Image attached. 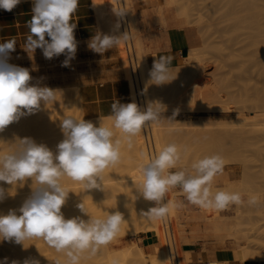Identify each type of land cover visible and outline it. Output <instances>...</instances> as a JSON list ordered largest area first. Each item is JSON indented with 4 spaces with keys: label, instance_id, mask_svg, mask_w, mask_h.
<instances>
[{
    "label": "clouds",
    "instance_id": "clouds-1",
    "mask_svg": "<svg viewBox=\"0 0 264 264\" xmlns=\"http://www.w3.org/2000/svg\"><path fill=\"white\" fill-rule=\"evenodd\" d=\"M21 2L0 0V9L11 12ZM79 3L80 0H33L31 19L26 21L28 34L22 46L24 51L33 54L39 48L49 60L66 54L62 66L69 67L77 51V24L73 17ZM128 38L127 34L113 36L97 32L88 47L103 54ZM16 44L15 37L0 43V132L21 117L35 113L42 104L56 101V90L31 85L29 69L8 63ZM173 59L172 55H162L154 60L149 72L152 83L162 85L174 79L171 75ZM160 106L159 102H149L147 109L142 111L135 101H113L111 115L107 117L113 121L112 128L102 123L96 126L83 118L65 117L60 124L64 139L56 146L55 153L29 137L18 139L16 151L0 153V182L16 185L31 179L32 185H36H31L32 194L19 208L20 215L17 210L0 215V240L24 246L26 240L42 239L56 252L65 255L66 264H80L85 253L96 256L119 234L125 222L123 213L107 212L102 218L95 217L79 203L77 208L89 219L80 216L66 219L61 209L71 191L62 186L61 179L67 177L78 182L85 191L101 189L105 170L114 168L122 159V142L114 138L113 128L124 135L131 147L132 137L139 135L148 124L161 120ZM177 114L174 112L173 118ZM188 152L187 146L170 143L162 146L154 156L145 157L139 165L141 182L135 189L145 201L155 204L147 211H141V215L149 220H166L171 211L180 206L166 199L177 186L188 203L204 210L223 212L244 203L241 193L214 187L216 177L224 172L226 161L222 155H206L192 161L190 169H178L187 159ZM4 193L5 189L0 187V201L4 199ZM257 200L258 197L252 195L248 204L254 205ZM0 264H7V258ZM11 264L19 262L14 260ZM23 264L39 262L25 260ZM113 264L117 262L113 261Z\"/></svg>",
    "mask_w": 264,
    "mask_h": 264
},
{
    "label": "rangeland",
    "instance_id": "rangeland-1",
    "mask_svg": "<svg viewBox=\"0 0 264 264\" xmlns=\"http://www.w3.org/2000/svg\"><path fill=\"white\" fill-rule=\"evenodd\" d=\"M178 1L188 3L187 7L189 6L188 8L192 9V11L191 9H188L191 11V13L188 11L189 16L181 18L180 21L184 26L192 29L195 36V42L185 54L171 53L174 57L173 61L176 62L175 65H171V75L174 79L168 82V84H162L164 87L157 86L158 90H161L160 93L166 91L169 94V91L167 90L169 89L171 91L170 95L173 97V103L178 97H174V93H177L178 91V98H180V100L178 99L175 101V104L180 108V111H177L178 108L175 109V104H172L173 107L170 105L173 108L172 110L170 109L171 107L169 106V103H172L171 100H169V103L166 102L167 107H170H166L167 110L163 107L165 104L163 103L161 107L164 111H162L163 115H161L162 118L159 122L167 124L170 127L175 126L176 123H196L195 126L205 125L209 129H215L222 133L221 136L223 138L234 143L236 150H234V152H238L239 154L232 152V156L230 153V157L227 154L226 155L229 158L237 155V159H235V157V160L231 159L233 161L232 163L227 162L228 164H225L226 167H229L233 171L230 183L234 184V187L231 186L230 188H225L226 184L220 183L217 189L224 188L223 190L228 189L229 191L232 189V192L241 193L244 200L242 205H233L226 211L216 212L213 217L202 219V221H205L206 226L214 230L210 237L207 236L206 226H201L202 234L197 240H200L204 245L210 246V249L213 252L218 249H224V255L221 256H224L227 260L231 258L232 252L239 253L244 260L250 258H260L258 260H264V133L259 135H248L250 128L264 129V0ZM93 2L97 10H99L100 33L113 36L124 35L125 33L121 23H119V25L121 24L120 33L116 34L117 31L114 30L116 27H113L117 24L116 21L120 20V16H118V20H115L116 17L112 14L111 7L108 8L109 4L107 6V1L93 0ZM157 2L160 5L172 7L173 10L177 11L178 5L175 0H157ZM99 4L102 5V9H100ZM120 4L124 13V22L127 23V15H125V12L129 14L131 10H133V5L128 0H121ZM192 5L193 7H191ZM100 10L102 12H100ZM200 15L201 17L199 18ZM111 16L112 18L114 17V23L113 19L110 18ZM129 20V33L128 30L126 31V34L129 37L128 41L130 44L132 36L136 51L139 53L141 50L140 43H142V46L145 48L147 47L143 44L141 38L142 35L139 34V28H137L132 21V15H129ZM111 31L115 33H112ZM126 42L127 41H122L118 46L109 49L103 54L90 50L88 44L79 45L77 46L75 58L70 61L69 67H63L62 63H59V60H62L63 62L66 59V54H61L60 56L49 60L43 56L41 49L35 50L33 54L25 52L20 53L19 55H11L8 63L29 69L30 75L32 76V80L30 81L31 85H37L40 87L47 86L56 90V101L58 100V102L55 101L47 106L43 104L41 105L46 108L44 111L49 110V114L51 113L50 115L54 116L55 119L61 122L63 118L62 115L67 116L69 111L71 112V109H74L72 113L74 116L76 115L75 118L78 117L83 118L86 121H92L96 126H100V123H104V126H108L109 124L108 127L112 128L111 120L107 119V117L94 118L87 115L82 89L88 83V78L93 77L98 73H103L104 75H107L108 78L123 77L128 79L129 72L127 71L130 67V56L132 57V55H129ZM193 51L194 53L195 51L197 53L193 55L191 54L192 56L189 55L190 53H193ZM147 53L148 62L151 63L152 66L154 62L153 60L162 56L156 50L150 49ZM188 55L191 57H202L204 55L202 59H204V57L207 58L205 59L208 63L206 64L207 69H205L206 78L204 84H206V87H210V90H213L212 87L214 88L215 86L214 89L216 90L217 88L219 91V98H214L209 101L205 100L204 102L193 100L191 97H189L190 100L187 99L191 90V85L188 84L190 83L189 77L184 73L182 75V71L181 73H178L177 71L184 64L181 63V61ZM126 66L128 67L127 69ZM174 67H176L175 70L173 69ZM125 74L128 76L126 77ZM168 85H170V88ZM162 87L168 89L164 90ZM172 88H174V90L176 89V92ZM184 89L189 91L187 92ZM173 91L174 93H172ZM181 91L182 93H185L182 94ZM185 94H187V98ZM160 95H162L163 98L166 96H164V93ZM170 95L167 96L169 97ZM181 95H185V97ZM174 98L176 99L174 100ZM164 99L163 101L165 102L166 99ZM182 99L183 101L187 99L188 102L186 101L187 104L185 102L186 105L183 103ZM60 103L61 105H59ZM60 106L62 108L60 111L61 113L58 112L61 109ZM181 107L183 108L182 110ZM64 110L68 113H64ZM36 112H39V110ZM174 112H178V114L173 118ZM45 113H48V111ZM49 114L48 116H50ZM70 114L71 113H69V115ZM74 116L71 114V117ZM57 120L54 121L56 124L55 127H59L60 124ZM115 130L117 129L113 128L114 133ZM121 134L122 133H119L120 136ZM173 139L172 143L176 144L178 139H182V136H175ZM149 141L150 149L154 156L153 142L150 138ZM121 147H125V145L122 143ZM238 155H240V157ZM241 156H243L244 159ZM123 157L122 154V158ZM190 165L191 163H186V165L185 163H181L179 167L190 169ZM244 166L247 167V169ZM178 169H173L172 171ZM110 171V174L112 173L111 175H116L114 168ZM125 171L124 174L122 172L124 176H131V171ZM105 175H109L108 171L103 176ZM65 178L66 177L61 179V184L68 189L69 187L66 186L70 184L68 182L70 179L66 178L67 185H65ZM26 182L32 184V180L29 181L28 179ZM26 182H24V184L27 185V187L24 185L25 189L27 188L26 193L32 194V187H35L36 185L33 184L31 187V185H28ZM71 182L73 181L71 180ZM235 188L236 191L234 190ZM172 191L175 194H180V192L175 189H172ZM252 195L258 197L257 203L254 205L248 204V200ZM83 205L90 215L95 213V207L91 202H83ZM77 209L80 214V209ZM205 213L206 211L204 210L202 213H191L190 216L192 218H198L202 217ZM81 214V216L86 217L85 214ZM208 215H210V212ZM170 218L172 221L175 220V212L170 213ZM186 221H188V217H182L180 220L179 216L177 217V222L181 223L179 225L180 228L185 225ZM190 228L189 225L187 232L191 238L192 233L190 232ZM173 229L175 230V227H173ZM142 235L144 234H131L126 238H115L107 245V248L106 246L101 248L103 252H99H101V254L104 253L102 256L98 253L94 258H98L99 255L101 256V258H98L99 261H101L102 264H106L107 259H105V256L107 258V254L105 253V249H109L114 255V258L111 261L112 264L113 261H116L117 264H121L122 259L119 257L118 248L129 245L130 243H137L143 247L140 244V238ZM33 241H35V239H33ZM156 241H159L158 237H156ZM3 242L4 241L0 240V245L2 246V248L0 246V261H3L4 259L3 252L6 247L4 244H7L8 241L4 242V244ZM178 244L179 242L174 244V249H177ZM178 247L179 249H182V246L178 245ZM1 249H3V252ZM144 250L146 254H148V249L144 248ZM219 258L220 256L212 261H219ZM175 259L181 264L178 254L175 255ZM95 260L96 259L93 261ZM53 261L52 264H57V262H59V264H66L61 258H57ZM101 262L98 263L101 264ZM94 263L95 262L91 264Z\"/></svg>",
    "mask_w": 264,
    "mask_h": 264
},
{
    "label": "bare ground",
    "instance_id": "bare-ground-1",
    "mask_svg": "<svg viewBox=\"0 0 264 264\" xmlns=\"http://www.w3.org/2000/svg\"><path fill=\"white\" fill-rule=\"evenodd\" d=\"M106 1H107V6L109 4L108 8L111 7L112 14L115 15L114 17H116L115 20H118L119 15H117V13L123 12L121 8V4H120L121 0H106ZM175 1L177 2V5H178L177 11L179 13V16L180 17L189 16V12L191 13L192 9L188 8L189 6L187 7L188 3L180 2L178 0H175ZM101 6L102 5L99 4L100 9L103 8V7L101 8ZM191 7H193V5ZM188 9H191V11H189ZM100 12L102 11L100 10ZM109 12H110V9H109ZM125 15H127L126 17L127 23L124 22V19H123L124 17L120 16L119 17L120 20L116 21L117 24H115V26L113 24L114 26L113 28L116 27L114 29L117 31L116 34L120 33L121 24H122V28L125 34H126V31L128 30V27H130V20H129L130 14L125 12ZM200 17L201 15L199 16V18ZM110 18H112V16ZM201 22H202V19H201ZM113 23H114V19H113ZM119 23L121 24L119 25ZM125 24H126V27H125ZM113 31L111 32L115 33ZM128 33H129V30H128ZM126 43H127L126 45L128 47L129 55H132V57L130 56V67L128 68L126 66V69L127 68L129 69L128 71L126 70L127 72H129V76L127 74H125V76L126 77L128 76L127 80H129L130 82L133 101H135L138 104V106L141 108L142 111H144V109L145 110L147 109L149 102H159L161 105L165 103L163 107L166 108L167 103H169V100L172 101L173 97L172 95H170L171 91L168 88H163L164 87L163 85H159V86H163L162 88L164 90L168 89L167 91H169V94L166 91L165 92L162 91L164 93V96L166 95L164 97L167 100L166 101L163 98V96L160 95L163 93H160L161 90L160 91L158 90V86L151 82L149 72L152 69V65L151 63L148 62V53H147L148 50L145 51L143 46L140 44L141 50L138 53L136 51L132 36H131L130 44L128 40ZM186 52L187 51H181L180 53L185 54ZM195 53L197 52L195 51ZM195 53L193 51V53H190L189 55L191 54L193 55ZM189 55L186 56V58L181 61V63H184V64L177 71L178 73L179 72L181 73L182 71V75L184 73L186 74L187 77H189L190 83L188 84L191 85V90L188 94L189 95L188 98H187V94H185L186 98L190 100L189 97H191V99L193 100H198V101H203V102L205 100L209 101L214 98H219L220 97L219 91L217 90V88L216 90L214 89L215 86L214 88L212 87L213 90H210L211 88L210 87L208 88V86L206 87V84H204L205 78H206L205 69H207L206 64L208 63V61L205 59L207 58L204 57V59H202L204 55L202 57L201 56L191 57L192 55L191 56ZM175 63H176L175 61H172V65H175ZM175 68L176 67H174L173 69L175 70ZM168 86L170 88V85ZM172 89L174 90V88ZM186 89L184 90L187 91ZM174 91L172 93H174ZM167 95H170L171 97L170 96L168 97ZM185 95H181V96L185 97ZM175 96L179 97L178 91L177 93H174V97ZM178 97L177 99L174 98V100L175 99H176L175 101H177L178 99L180 100V98ZM163 99L165 100V102L163 101ZM187 99H185V101H183L182 99L184 104L187 101ZM175 101L174 103L173 101L172 103L170 102L169 106L170 105L172 106V104H175ZM56 102H58V100ZM176 103H179V102H176ZM59 105H61V103ZM175 105H176L175 109L178 108L177 104ZM41 107L43 108H40L39 112H35L33 114L21 117L17 122H14L8 125L4 129V131L0 132V153L16 151L19 145L18 139H23L25 137L31 138L36 144L46 145L53 151V153L56 152V146L58 145V143H60L64 139V135L60 127L61 122L55 119L54 116H51L50 115L51 113L49 114V110L44 111L46 109L44 108V106H41ZM170 107H167V108H170ZM172 107L170 108L171 110L173 109ZM182 107H181V110L183 109ZM167 108L165 110H167ZM61 110L62 108L58 112H60ZM65 110L63 111L64 113L67 111ZM71 110L73 111L74 109H71ZM47 111L48 113H45ZM72 111L71 112L69 111V113H71L72 116H74ZM161 111H164L162 107H161ZM177 111H180V108H178ZM69 113L67 116L71 117V114L69 115ZM48 114L50 116H48ZM161 115L163 114L161 113ZM62 116L63 118H65L66 115L65 116L62 115ZM54 119L59 121L60 123L59 127H55L56 124L54 122L55 121ZM195 124L176 123L175 126L170 127L167 124H163L161 122H158L155 124L150 123L146 126V128L139 135L132 137L131 147L128 146V141L124 137V135L121 134L120 136L119 133L121 132L119 130H115V138L121 139V142L123 143V145H125V147H121V152L124 157L121 159L120 164L114 167L116 175L114 176L111 175L112 173L110 174L111 172L110 170L112 168L111 169L108 168L109 170L107 169L105 170V172L107 173L108 171L109 175L103 176V181H102L103 187L101 189H90L86 191L84 190L83 185L78 182H74V181L71 182V180H68L70 184L67 185V180H66L67 177H66L65 185H67L66 187H69L67 190L71 192L69 193V196H68V199L65 205L61 209L65 218L69 219L75 216H80L81 218L85 220L89 219L87 215L86 217L81 216L82 212L79 214L78 213L79 211H77L78 209L76 208L77 204L87 202V201L91 202L93 206L95 207V213H92L93 215L91 216L102 218L107 212L113 213L115 211H120L121 213H123L125 222L121 225V230L119 234L116 236V238H126L131 234L137 235L141 233L143 234L152 233L156 237L159 238V241L157 243L158 252H153L151 254H146L144 250L141 248V246H139L137 243H130L129 245L118 248L119 255H120L119 257H121L122 259L121 264H179L178 260L175 259V255H177V252L174 249L173 233L171 231L172 220L170 218V214L167 217L168 221L167 219L164 221L149 220L143 215H141V211H147L150 207L155 206V204L154 202L145 201L142 197L139 196V193L136 191L135 188L138 187L141 182L140 173L138 170L139 165L144 162L145 157L153 156L151 149H150L149 138L153 142L154 155H155L162 146L172 143L174 140L173 137L182 136V139H178L176 144L179 146H187L189 149L187 159L181 162L182 164L185 163V165L186 163H192V161L196 159L203 158L206 155H212V154H217V153L222 155V157L226 161V164L232 163L233 161L231 159L233 160L237 159V155L235 154L238 152H234L235 150L234 143L223 138L221 136L222 133L218 132L215 129H209L205 125L197 127L195 126ZM111 126H113L112 121H111ZM262 133H264V129L250 128L248 131V135H259ZM232 152L235 153L234 155L236 158L234 156L229 158L230 157L229 153L231 155L233 154ZM226 154L229 157H227ZM238 156L240 157V155ZM246 166L248 167L247 164ZM247 167L245 168L247 169ZM125 170H127V172L128 171L132 172L131 176L129 175L130 177L127 175L126 176L123 175ZM106 173H103V175ZM30 180L31 179H29V181ZM27 184L32 185L29 183ZM24 185L27 187V185L24 183L23 184L17 183L16 185H9L4 182H0V187H3L5 189L4 199L0 201V215H7L9 210H17V215L21 214L18 211L19 208L23 205L25 200H27L31 196V194L26 193L27 188L25 189ZM234 190L236 191V188ZM136 197H139V198L136 199ZM166 199L174 203V197L171 191L168 193ZM171 212H175V208ZM4 245L6 246L4 249V252H3V249L1 250L4 254L3 261L5 260V258H7V264H11V262L14 260L18 261L19 264H23L25 260L38 261L39 264H52V262H54L53 260L57 258H61L64 261V263L66 262V257L63 253L56 252L55 249L49 247L42 239H37V240L35 239V241H33V239L26 240L24 241V246L23 244H16L14 241H11V242L8 241L7 244H4ZM105 250L106 252L105 251L104 252L107 254V258L105 256V259H107L106 264H112L111 261L114 258L113 252L110 251L109 249H105ZM100 251L103 252L102 249ZM101 252H98V253L101 254ZM103 254L104 253H102L101 256ZM101 256L98 255V258H101ZM98 258H94V256H88L87 253H85L80 261V264H84V263L91 264L93 262H95L94 264H96L98 262H101L99 261ZM94 259L96 260L93 261ZM3 261H0V262H3Z\"/></svg>",
    "mask_w": 264,
    "mask_h": 264
},
{
    "label": "crops",
    "instance_id": "crops-1",
    "mask_svg": "<svg viewBox=\"0 0 264 264\" xmlns=\"http://www.w3.org/2000/svg\"><path fill=\"white\" fill-rule=\"evenodd\" d=\"M128 1L133 5V10L129 14L132 15L135 26L139 28L143 44L147 47L143 46L145 51L151 49L158 51L160 55H171L170 53L177 54L181 51H188L193 46L195 36L192 29L182 24L180 19L184 17H180L172 7L160 5L157 0ZM32 7V0H22L11 12L0 9V43L13 37L17 41L16 50L11 52L10 56L26 52L22 46L28 34L26 21L31 19ZM73 21L77 24L75 29L77 46L88 44L97 32L100 33L98 10L93 0H80ZM46 39L50 40L49 37H46ZM140 44L142 45V43ZM36 50H39V48ZM59 63H62V60H59ZM82 95L87 115L94 118L109 117L113 101H119L120 103L133 102L132 89L127 79L123 77L108 78L103 73L88 78V83L82 89ZM232 174L233 171L225 166L223 174L216 177L214 187L217 188L220 183L226 184L225 188L234 187V184L230 183ZM174 189L180 192V194H175L171 190L174 203L180 206L175 207L176 218L171 223V231L173 233V243L179 242L178 245L182 246V249H179L177 245V249H175L181 264H264V260H258L260 258L244 260L237 252H232L231 258L227 260L224 256H221L224 255V249L213 252L210 246L197 240L202 234L200 227L206 226L205 221H202V219L213 217L216 211L205 210L206 213L202 217L192 218L191 213H202L204 210L188 203L179 186ZM209 212L210 215H208ZM178 216L179 220L182 217H188V221L181 228L179 226L181 223L177 222ZM189 225L192 233L191 238L187 232ZM173 227H175V230ZM205 228L207 236L211 237L214 229L208 226ZM157 243L156 236L152 233H146L140 238V244L148 249V254L158 252ZM143 247L141 248L144 250ZM219 256V261H212Z\"/></svg>",
    "mask_w": 264,
    "mask_h": 264
}]
</instances>
